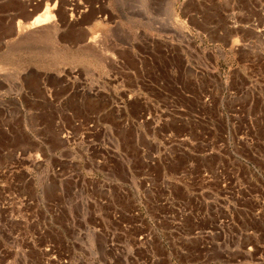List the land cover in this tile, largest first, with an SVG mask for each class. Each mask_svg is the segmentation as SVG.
<instances>
[{"label": "rangeland", "instance_id": "obj_1", "mask_svg": "<svg viewBox=\"0 0 264 264\" xmlns=\"http://www.w3.org/2000/svg\"><path fill=\"white\" fill-rule=\"evenodd\" d=\"M21 1L0 0V110L4 105L13 104L14 111H18L17 103L7 101L26 102V97L39 93L38 88L45 97L48 91L54 95L50 84L54 81L57 87L59 80L68 81L70 88L63 90L66 91L64 94L71 95L75 93L73 82L80 85L83 81H112L114 96L121 82L134 89L135 81L171 79L176 81V96L181 95L183 87L177 81L191 77L182 62L185 55L204 59V51L220 45L216 41L224 44L220 45L224 48L246 53L254 42L243 29L238 31L239 39L234 45H230L233 39L227 37H188L193 29L203 31L208 24V20L198 22L190 15H210L208 12L213 8L214 0H38L35 1V17L46 7H50L54 15V21L46 29L50 31L40 35L31 34L34 29L31 21L24 19L27 12ZM259 3L264 9V0ZM227 5L229 1L223 0L222 6L226 8ZM38 47L43 53L20 52ZM10 50L18 52L9 53ZM54 50L56 52L52 53ZM58 53L66 58L60 66L51 62ZM40 61H46V65H41ZM40 66L46 68L39 70ZM206 71L199 69L197 72L205 76ZM263 72L261 67L252 69L249 76L263 81ZM223 74L230 75V69H224ZM38 77L40 81H35ZM70 103H61L63 112H69ZM109 109L119 110V102L111 101ZM30 119L19 116L17 121L22 128L23 121ZM44 120L50 128L51 119ZM58 122L67 126L62 129L63 139L68 145H76L74 129L68 126L70 119L65 121L63 118ZM81 122L75 121V125ZM6 133L7 128L0 126V264H138L130 256L137 251L141 257H149L156 231L149 224L136 230L135 217L112 214L106 222L109 230L105 238L102 234L106 231L99 224L100 219L92 221L97 222L96 229L90 230L87 227L92 224L91 220L80 213L55 211L59 202L56 193L66 188L55 182L64 176L58 168L43 170L40 166L44 160L42 155L37 151L15 149L14 144H8ZM260 137L264 135L261 133ZM171 152L173 165L170 172L174 176L171 180L175 190L169 199L172 207L168 222L159 228L160 235L161 231L171 234L175 243L173 255L176 262L180 261L176 264L199 261L189 258V250L205 255L201 264H264V181L256 184L259 178L264 179V145L254 148L240 145L236 150L188 151L180 148ZM167 153V150H159V159L166 158ZM187 157L195 159L185 170L182 164L187 165ZM229 159L239 162L231 164ZM189 174H200L201 182L194 180L191 183ZM248 175L257 179L255 185L250 180H241L242 176ZM217 182L222 189L219 197L209 191L200 196V184L215 192ZM44 184L47 192L40 194L38 190ZM188 184L194 188L190 194L183 189ZM253 186H256V192L252 191ZM75 216L78 217L77 224ZM74 225L78 228L77 236ZM88 233L94 234L95 247L99 246L110 261L95 260L98 256L87 252L90 247L79 245L89 238ZM76 238L80 240L78 244L74 243ZM104 240L109 243L106 247ZM135 240L146 245L139 248ZM231 255L234 260L227 261ZM141 262L157 263L147 259Z\"/></svg>", "mask_w": 264, "mask_h": 264}, {"label": "crops", "instance_id": "obj_2", "mask_svg": "<svg viewBox=\"0 0 264 264\" xmlns=\"http://www.w3.org/2000/svg\"><path fill=\"white\" fill-rule=\"evenodd\" d=\"M22 1L27 12L24 19L31 21V24L37 15L35 1L38 0ZM228 1L229 5L225 8L222 6L223 0H214L213 8L208 12L210 15H190L191 19L198 22L208 20V24L203 31L193 29L188 37H227L233 39L230 45H234V41L239 39L238 31L243 29L254 39L253 45L249 52L244 53L239 49L224 48L220 46L224 44L216 41L220 45L214 50L204 51V59L185 55L182 62L191 77L177 81L183 87L181 95L176 96V81L171 79L135 81L134 89L125 87L121 82L114 96L112 81H83L80 85H74L73 82L75 93L71 95L64 94L66 91L63 90L70 88L68 81L59 80L57 87L56 82L50 81L54 95L47 90L48 95L45 97L38 88L39 93L26 97V102L7 101L17 103L18 111H14L13 104L4 105L0 110V126L7 128L4 135L8 138V144H14L15 149L37 151L44 159L39 162L43 170L58 168L64 176L55 182V185H66V188L56 193L59 202L55 211L75 215L80 213L91 223L100 219L99 224L106 231V234H102L105 238L109 230L106 222L116 213L122 217H135L136 230L149 224L156 231L149 257H141L138 251L130 255L138 264L146 259L156 264L180 262H176L173 255L175 243L169 236L171 234L161 231L160 235L159 228L168 222L172 207L169 199L175 190L171 180L174 176L170 172L173 165L171 151L180 148L188 151L209 148L236 150L240 145L252 148L264 145V137H260L261 133L264 135V80L256 81L249 76L252 69H264V9L259 6V0ZM47 31L42 29V32L33 31L31 34H46ZM35 51L43 53L41 47L20 52L34 54ZM65 61L66 58L58 53L51 62L60 66ZM39 63L46 65V61ZM45 68L40 66L39 70ZM199 69L208 71L202 76L197 72ZM224 69H230V75H224ZM35 81H40L39 77ZM70 96L72 98L68 100ZM64 101L71 102L66 113L60 108ZM111 101L119 102V110L109 109ZM19 116L34 120L31 122L30 119V123L23 121L24 126L21 128L17 121ZM47 117L52 121L50 128L44 120ZM63 118L65 121L70 119L68 126L74 129L76 145H68L62 137V129L67 126L58 121ZM75 121L82 122L75 125ZM159 150H167V157L159 159ZM151 156L157 158L152 160ZM194 159L187 157V165L182 164L185 170L189 165L192 166L190 161ZM229 160L231 164L239 162ZM244 179L254 182V185L257 182L250 175L242 176L241 180ZM259 179L256 184L264 181ZM189 180L191 183L194 180L201 182L200 174H189ZM217 184L215 192L200 184V196L203 197V193L209 191L219 197L222 189L219 182ZM183 189L188 194L194 190L190 184L187 187L184 185ZM252 189L253 192L257 191L256 186ZM38 191L40 194L47 192V186L44 184ZM120 220L118 224L124 228ZM75 221L77 224V216ZM96 223L87 228L96 229ZM77 233L78 228L74 225V235L77 236ZM87 236L89 238L79 245L90 247L87 252L91 256H98L95 260L110 261V257H106L99 246L95 247L94 234L88 233ZM79 241L76 238L74 243L78 244ZM135 242L139 248L146 245L142 241ZM103 244L105 247L109 245L106 241ZM189 252V258L199 260L190 262L192 264H201L200 261L206 259L201 252ZM226 260L233 261L234 255L228 256Z\"/></svg>", "mask_w": 264, "mask_h": 264}, {"label": "bare ground", "instance_id": "obj_3", "mask_svg": "<svg viewBox=\"0 0 264 264\" xmlns=\"http://www.w3.org/2000/svg\"><path fill=\"white\" fill-rule=\"evenodd\" d=\"M53 16L54 15L51 14L50 7H46V9L43 11V13H41L40 15H38L37 17L34 18V21H32V23H31V25H32L31 28L34 29V32H37V33L38 32H42V29L43 30L48 29L49 28V25L52 24L51 22L54 21V19H53L54 17ZM49 23H51V24H49ZM17 25H19V27H20V24L19 23ZM29 26H30V24H29Z\"/></svg>", "mask_w": 264, "mask_h": 264}]
</instances>
